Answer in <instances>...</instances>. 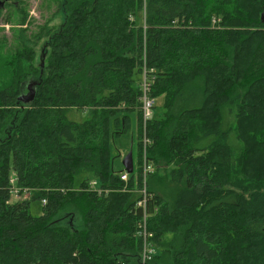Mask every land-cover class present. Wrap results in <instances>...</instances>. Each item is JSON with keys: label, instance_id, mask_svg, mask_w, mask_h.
Here are the masks:
<instances>
[{"label": "trees", "instance_id": "obj_1", "mask_svg": "<svg viewBox=\"0 0 264 264\" xmlns=\"http://www.w3.org/2000/svg\"><path fill=\"white\" fill-rule=\"evenodd\" d=\"M58 4L66 18L40 65V35L0 41V264H141L144 53L163 99L146 126L147 264H264V0ZM132 121L125 182L114 146ZM15 189L30 197L12 201Z\"/></svg>", "mask_w": 264, "mask_h": 264}, {"label": "rangeland", "instance_id": "obj_2", "mask_svg": "<svg viewBox=\"0 0 264 264\" xmlns=\"http://www.w3.org/2000/svg\"><path fill=\"white\" fill-rule=\"evenodd\" d=\"M58 2L59 0H0V41L1 39H7L8 42L10 41L9 46H16L15 40L18 32L21 34V31H23L28 37L36 34L37 37L40 35L37 41L38 44L35 46V63L36 65H40L49 52L53 37L60 31L66 18V14L63 12ZM49 32L50 35H48ZM34 84V81L31 79L27 82V90L24 93L25 95H28L31 92V89L34 88ZM162 101V98H158L159 106L162 105ZM69 116L71 119L82 121L87 118L88 114L82 111H72ZM154 116H157L156 111L153 113V117ZM230 139L229 142L236 145V151L237 153H240L242 150L240 140H237L234 134H230ZM210 141V139L207 140L208 143ZM137 144L136 123L132 121L126 132L120 134L115 139L114 154L116 155V158H114V165L116 168H119L122 165L123 158L120 159L119 153L123 152L124 157L129 153L132 147L136 171L138 167ZM260 161L262 162L263 160ZM260 161L257 165L260 164ZM154 183L155 185H160L159 189H161L165 195L171 197L174 196V191H169V186L171 184L167 181L162 185L157 179ZM143 189H146L147 191L148 185L143 186L142 190ZM17 194H19L18 191L14 190V192H12V201L15 202L17 200L29 198L25 193L21 195ZM42 205L43 204L39 199L32 200L30 203L32 214L35 216L40 215L42 213ZM149 226L148 222V229ZM157 252L158 246L154 242V255H156Z\"/></svg>", "mask_w": 264, "mask_h": 264}, {"label": "built area", "instance_id": "obj_3", "mask_svg": "<svg viewBox=\"0 0 264 264\" xmlns=\"http://www.w3.org/2000/svg\"><path fill=\"white\" fill-rule=\"evenodd\" d=\"M216 19H214V23H216ZM155 72L153 68H148L147 66V59H146V53H144V66L142 71V82H141V104H142V112H143V120H144V134H143V157H142V175H143V186L147 185V176L150 172L153 171L154 167L149 162L148 156H147V147L151 143V140L146 135V126H147V120L153 116L154 108L157 105V97L153 96L152 93V84L149 79V74ZM130 174L127 171H123L121 173V178L125 182L129 180ZM13 182L14 179H11ZM90 189L102 192L103 190L100 188L97 180H92L90 182ZM15 191H19L15 189ZM20 195V194H17ZM27 195V193H26ZM43 203H46V200H43ZM147 194L145 189L143 190V196L140 200L137 201V205L142 207L144 210V215L142 219L139 220L137 225V234L142 238L143 240V252H142V258H141V264H147L152 257L154 256V243H153V237L154 233L151 232L148 229V220H149V214L146 211L147 208Z\"/></svg>", "mask_w": 264, "mask_h": 264}, {"label": "water", "instance_id": "obj_4", "mask_svg": "<svg viewBox=\"0 0 264 264\" xmlns=\"http://www.w3.org/2000/svg\"><path fill=\"white\" fill-rule=\"evenodd\" d=\"M34 97H35V90L31 89V92L28 95H23L20 98L22 101L30 102L34 99ZM122 163L127 172L129 173L134 172V157L132 150H130L129 153H127V155L123 157Z\"/></svg>", "mask_w": 264, "mask_h": 264}, {"label": "crops", "instance_id": "obj_5", "mask_svg": "<svg viewBox=\"0 0 264 264\" xmlns=\"http://www.w3.org/2000/svg\"><path fill=\"white\" fill-rule=\"evenodd\" d=\"M131 149H132V147H131ZM120 155H121V156H120V159H122V158H123V152H121V153H120ZM121 166H122V169L124 170L123 163H122V165H121ZM121 166H120V167H121ZM134 167H135V164H134Z\"/></svg>", "mask_w": 264, "mask_h": 264}, {"label": "bare ground", "instance_id": "obj_6", "mask_svg": "<svg viewBox=\"0 0 264 264\" xmlns=\"http://www.w3.org/2000/svg\"><path fill=\"white\" fill-rule=\"evenodd\" d=\"M145 191H146V189H145ZM146 194H147V191H146ZM147 198H148V195H147Z\"/></svg>", "mask_w": 264, "mask_h": 264}]
</instances>
